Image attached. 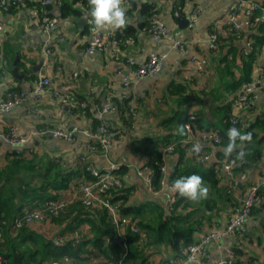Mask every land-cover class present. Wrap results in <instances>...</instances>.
Instances as JSON below:
<instances>
[{
	"label": "crops",
	"instance_id": "obj_1",
	"mask_svg": "<svg viewBox=\"0 0 264 264\" xmlns=\"http://www.w3.org/2000/svg\"><path fill=\"white\" fill-rule=\"evenodd\" d=\"M59 1L51 0L49 3L51 4L50 14L57 21L47 30L41 28L37 19L31 14L30 8L24 5L18 8L10 6L0 9V24L2 26L0 49L1 54L6 55L5 58L0 56V100L4 98L9 88L18 87L28 93L27 99L22 104L14 106L6 112H0V131L5 132L9 128H15L18 135L27 137L41 127L50 131L53 129L66 130L72 126L79 129L90 128L91 119L89 116L83 115L80 113L81 111L70 114L66 110V106L59 101L58 95L67 93L68 88H73L76 94L84 97L87 92L92 91L93 98L100 103L99 107L104 103V97L108 95L115 98V104H117L116 101L124 102L123 99H127L131 107H135L133 124L128 127L124 117L114 108L107 112L105 123L109 127L117 129L119 137L114 139L105 153H90L91 162L96 168L105 167L108 161L121 163V179L127 194L124 206L130 205L128 208L140 211L148 206L153 207V204L156 203L164 209L168 207L171 209L172 204L169 201L172 197L176 200V192H170L169 189L164 188L159 194H152L147 189L144 180L137 174L141 160L138 156L139 153L132 151L131 147L137 140L155 141L156 138L162 136V133L166 132L161 122L171 115L172 106L176 105V99H174L176 96L167 97L168 89L173 82L187 85L190 94L200 93L201 95L202 102L195 101L191 106L186 105L182 108L184 114L201 112L202 114L199 115L206 125L220 122L219 118L223 114L220 106H225L235 98L239 89L225 92L220 88L217 91L220 96L216 98L206 95L218 80L221 69V67L215 68L210 64L212 57L206 51L209 34L215 28L219 34L224 33V26L231 27L230 24L244 22L248 19L244 14L245 10L253 2L264 3V0H175L181 8L179 12L173 10L172 3H169L170 0H149L158 7L157 17L164 22L167 28L180 32L181 39L187 43L186 48L180 50L167 40L157 41L141 29H137V18L141 14L136 11L134 16L127 17L128 26H133L135 29V43H130L127 38L125 39L124 29L118 30L123 36L121 40L123 43L118 45L116 54L111 52L110 44L103 52H86L85 47L89 42L92 29L91 25L88 28V33H84V28L89 25L88 12L80 8L78 15L61 18L58 15ZM237 5H241L243 10L236 13ZM176 12L182 19H188L185 26H178ZM142 16L141 18L144 20L145 16ZM191 17H194L193 21ZM259 17L261 18L259 21L264 22V16L260 15ZM227 19H230L231 22L227 23ZM243 32L245 36L236 41V44L239 47L244 45L249 51L252 49L251 38L246 40V36H249L252 30L245 28L242 30ZM48 49L51 57L44 60L43 68L36 73L49 77L50 84L40 97L34 98L29 95L33 80L23 79L22 73H20L22 69H18L19 78L14 76L10 69L16 54L19 60L24 61L28 67L36 65L38 54L45 56V51ZM150 53L163 56L164 62L161 69L152 76L132 80L130 84L123 85L122 77L131 73L130 69L134 65H141ZM128 59L133 60V63H129ZM191 59L204 60L205 68L198 69L196 63ZM232 67L234 68L233 64H230L229 70L238 75L237 69ZM259 69H264V45L256 51L249 80L254 78ZM73 72L77 73L75 83L69 78ZM112 104L114 105V103ZM231 107L233 112V103ZM239 116L241 118L237 120L238 126L234 127L242 134L245 133L247 127H250L251 123L257 120L259 126L253 127L256 136L251 137L250 141L238 140L232 151L236 164L243 165L242 169L234 171V173L238 176L243 174L244 177L231 187L230 193L237 203L245 197L255 180L264 177V90L256 89L255 99L240 110ZM195 139L208 150L216 149L208 142ZM84 142V135L81 133L74 135L72 144L48 133L40 137L33 135L20 148L33 150L31 154L25 155V158L33 160L35 168L43 167L49 161H58L61 168L60 173L65 174L74 169L73 166L78 155L87 153ZM13 149L15 148L11 144L0 140V165L7 164L9 158L6 156L10 157ZM223 158L225 159L226 156ZM173 161L172 154L165 157L168 170ZM217 166L222 171L220 166ZM81 182L80 179H75L70 188L61 190V197H68L71 194L79 195ZM220 182L216 187L221 191V188L224 189L227 186L229 180ZM205 185L208 187L206 183ZM259 190L264 199V186H261ZM207 198L210 199V195ZM213 198H216V195ZM255 207L245 219L242 240L239 241L240 244H237L241 247H237L232 236L212 240L207 245L206 264H217L219 259H227L231 254L238 264H264V213L258 211L257 206ZM229 211L225 213L222 205L216 213L204 214L197 211L194 216L202 219L210 218L212 225L205 222L200 226L194 234L196 241L200 240L204 233L224 228ZM79 220L77 217L73 219V225ZM54 224L51 223L52 228L55 230L60 228ZM35 227L39 229L38 226ZM41 229L45 232L48 227L42 225ZM81 229L84 230L82 234L86 232L90 234L88 220L81 225ZM155 248L151 259L156 264H179L184 255L183 249L182 255L176 257L175 252L168 247L157 245ZM98 260L97 258L95 263H98Z\"/></svg>",
	"mask_w": 264,
	"mask_h": 264
},
{
	"label": "trees",
	"instance_id": "obj_2",
	"mask_svg": "<svg viewBox=\"0 0 264 264\" xmlns=\"http://www.w3.org/2000/svg\"><path fill=\"white\" fill-rule=\"evenodd\" d=\"M16 2V0H8V4L12 8H18L24 5L30 8V10H36L37 16L35 18L39 25L43 24L42 19L44 17H52L49 11L51 4H42L39 0H24L20 4ZM171 2L173 10H178L177 12H179L181 8L175 0H171ZM260 4L264 5L262 2ZM58 6V15L61 18L78 15L80 8L88 12L89 25L84 28V33H88L89 26L94 25L90 16L91 7L88 0H60ZM136 11L145 16L144 20L137 18L136 28L141 29V31L150 36L148 29L151 25V17L153 14L158 13V7H156L154 2H150L149 0H132L128 8H126L127 17L134 16ZM252 15L257 16L258 10H254ZM230 25L231 27L224 26V33L220 34L215 28L213 32L217 35L215 40L216 46L213 49L208 47L206 49L212 57L210 64L215 66V68L221 67L218 80L211 87L212 89L206 93V95L213 98L220 96L217 92L220 88L225 92L237 88L240 90L243 83L250 79L252 64L256 57L257 49L264 45V22L257 21L251 28L252 33L246 36V40L251 38L252 49L249 51L246 50L247 48L244 45L239 47L236 44V41L245 36V33H242L243 29L235 30L233 24ZM134 30L133 26L125 27V35H123L125 39L131 38L133 43H135ZM114 36L120 46L123 43L121 41L123 36L118 30L114 31ZM230 64H233L234 68L237 69L238 75L232 70H229ZM16 66L17 72L18 69H22L20 73H22L23 79L35 80L37 73L31 71L29 66L27 67L24 64V61L19 60ZM137 67L134 65L130 71H133ZM71 81L75 83L76 80L72 79ZM122 84L125 85L123 82ZM171 85L168 89V96L167 94L165 95V102L167 100L166 96L171 97L173 95L176 96L174 98L176 99V105L172 106L171 115L167 116L161 122L166 132L162 133V136L156 138L155 141H151L150 139L145 141L137 140L131 149L139 153L140 160L141 156L146 158V165L152 173V185L154 188L158 187V182L162 177H165L168 185H172V182L181 176L197 174L208 185V196L210 195V199L207 198L194 202L176 192L177 198L172 204L171 209L169 207L164 209L161 205L154 203L153 207L148 206L139 211L128 208L130 205L124 206L127 198L124 188L123 194H117L116 191H111L112 201H120V213L132 214L133 218L137 220L140 231L145 234L143 240L139 237V233L128 231L124 241L121 243L115 241L114 227L110 222L108 211L97 207H86L79 200L70 203L65 213H60L57 217L50 216L47 218V221L43 222L49 223L47 226L50 232L45 231L48 233L43 232L41 229L42 225H24L16 229L11 225L12 218L22 216L25 210L30 211L34 208L41 207L46 201L62 198L61 190L70 188L71 183L75 179H80L84 182L92 179V177L85 168V162L79 159L80 155L76 158L73 166L74 169L62 174L60 173L61 168L58 161H49L47 165L35 168L33 160L25 158V155L31 154L33 150L30 148H15L11 151L10 157L6 156L9 158L7 164L4 166L0 165V264H50L48 263L50 259L59 258L64 255L69 256L76 264H117L119 261L121 264H156L151 259L153 251L156 249L155 246L163 245L168 247L178 257L182 255V249L196 241L194 234L200 226L205 222L212 225L210 218L202 219L194 216L197 211H201L204 214L216 213L221 205L225 213L230 209L229 213L233 210L238 203L232 198L231 191L226 192L227 186L224 189L221 188V191L220 188L216 187L221 183L220 181L229 180V175L220 171L216 164L217 162H200L196 154L192 152L191 145L181 142L188 135L187 131L184 128V133L180 134L178 129L181 126L184 127V123L189 122L192 127L191 136L193 139L199 137L201 132L216 131L219 141L212 143V145L216 148L214 152L219 159L218 162L220 163L221 161H227L229 159L235 160L233 152L229 154L225 152V148L229 143L228 130L232 126H238V123L231 122V104L235 98L225 106H220L223 114L219 118L220 122L218 124L206 125L200 116L202 114L201 112L184 114L182 111L184 106H191L192 102H202L200 93L190 94L187 85L181 82H173ZM8 91L21 90L18 87H14L9 88ZM67 92L72 96L75 105L71 111L66 106V110L70 114L81 111L80 113L83 115L89 116L91 119V127L89 129L94 130L100 123L95 116L100 103L97 99L93 98L92 91L87 92L85 97L76 94L73 88H68ZM108 99L111 103H114L113 108L118 110L119 114L124 117L128 127L130 124L132 125L135 107H131L127 99H123L124 102L116 101L117 104H115V98L109 95L104 97L103 102ZM190 115H194L195 119L189 120ZM254 126H259L258 120L251 123L250 127L246 128L245 133H250L251 137L256 136V131H253ZM169 144H173L172 152L169 154H172L174 161L172 162L171 168L169 170L167 169L165 174H163L157 162H162V149ZM94 146V152H101L102 148L98 142ZM201 148L202 151L208 150V148L202 145ZM86 152V156L94 153L90 149H87ZM167 155L164 154V157ZM225 156L227 159L223 158ZM234 163L235 166L231 171L232 176L236 177L238 174L235 175L234 171L236 172L242 169L243 165L238 166L236 160ZM116 172H118L120 177L122 176V165ZM258 192L262 195L260 190ZM215 195L216 198H213ZM257 207V210L261 211L263 205ZM255 208L253 206L250 213ZM76 217L80 220L76 221L73 225V219ZM87 220L89 222L90 234L87 232L82 234L84 230L81 229V225ZM51 223H55L60 228L57 230L52 227L50 228ZM35 226H38L39 229ZM73 229H79L81 233V240L77 244L71 239H66L61 243L56 240L57 236L69 234ZM234 241L237 245V240L234 239ZM97 258L99 259L98 263H95ZM233 263L236 264L237 262L233 259Z\"/></svg>",
	"mask_w": 264,
	"mask_h": 264
},
{
	"label": "built area",
	"instance_id": "obj_3",
	"mask_svg": "<svg viewBox=\"0 0 264 264\" xmlns=\"http://www.w3.org/2000/svg\"><path fill=\"white\" fill-rule=\"evenodd\" d=\"M17 4L22 3L24 0H16ZM42 4H49L51 0H39ZM132 0H124V7L128 8ZM171 4V0L169 1ZM8 5V0H0V8H5ZM236 13L243 10L241 5L235 7ZM258 10L257 16H253V11ZM31 14L36 17L37 11L31 9ZM244 14L248 17L244 22L234 23L233 28L236 29H245L252 28V26L259 21L264 16V5L260 3L253 2ZM235 14L233 13V16ZM158 20V21H157ZM157 17V14H153L151 17V25L148 29V32L151 38L160 41L167 40L174 47L184 50L187 43L181 39V34L178 31H172L167 28L164 22ZM191 20H194V17H191ZM43 24L40 25L43 30H47L57 21L55 17H44L42 19ZM227 23H230L231 20L227 19ZM2 26L0 24V30ZM216 33L211 31L209 34V40L207 43L208 48H215ZM130 43H133L131 38H128ZM111 45V52L116 54L118 52V40L114 36V31L110 27L100 29L96 26H92L91 34L89 36V42L85 47V51L88 53L93 52H103L106 46ZM130 63H133V60L128 59ZM196 63L198 69L202 70L205 68V61L200 60L196 61L191 59ZM163 56H159L153 53H150L146 60L141 63L136 69L131 71V73L124 75L122 77V82L125 85L130 84L132 80H139L146 76H152L157 73L163 65ZM77 73L73 72L70 74V79H76ZM50 84V78L44 76L43 74H36V78L33 81L32 89L29 93L34 98L40 97L45 91L47 86ZM256 89L264 90V69H259L253 79L243 83L239 92L237 93L234 102H233V112H232V123H237V120L240 118V110L248 104L250 101L256 97ZM28 93L21 91H8L6 92L3 99L0 100V112H6L12 107L22 104L28 97ZM59 101L67 106L69 111L72 110V107L75 103L72 100V96L67 92L65 94L58 95ZM83 106V105H82ZM113 109V104L108 99L105 101L102 106L96 111L95 116L100 121L98 126L91 130L89 128L79 129L76 126L66 130L53 129L49 130L47 128L41 127L35 133H31L29 136L24 137L16 133L15 128H9L7 131H0V140L11 144L12 146L19 148L25 144L33 136H44L48 133H51L55 137L62 138L68 143L72 144L74 142L75 133H81L84 135V146L85 149H90L91 152L95 151L94 144L98 142L101 146V152L105 153L115 138L119 137V131L115 128H109L105 123V114ZM134 114V113H133ZM189 120H194L195 116L190 115ZM184 128L187 131L188 135L182 139L183 144H190L193 151V146L198 144L200 147L199 152H194L197 156V159L200 162H217L216 164L220 166L223 172L227 173L230 177L229 183L226 187V192L231 191V187L234 186L238 180L243 178V174H240L238 177L232 176V168L234 167V160L229 159L227 161L218 162L219 159L215 155L214 150L202 151L201 144L193 139L192 127L189 122L184 123ZM201 142L217 143L219 141L218 134L214 132H201L200 136L197 137ZM173 144L162 149L163 160L162 162H157L160 167V171L165 174L167 171V166L165 164L164 154H169L172 152ZM79 159L86 164V170L91 175L92 179L88 181H82L80 184V193L79 195H69L68 197L57 198L56 200L46 201L41 207L34 208L32 210H25L22 216H16L12 218L11 225L13 228H20L24 225L32 226L37 225L36 223H43L47 221L48 217L54 216L57 217L60 213H65L67 206L79 200L86 207H97L106 209L108 211V216L111 224L114 227L115 237L120 238L121 241H124L128 231L133 233H139V237L143 240L145 234L140 231L137 220L129 214H121L118 201H112L111 191L117 194H123V182L118 172H116L121 163L108 161L107 165L103 168H96L89 156L81 154ZM137 174L144 180L147 189L152 194H159L164 188L170 190V192H175L172 190L171 185L167 184L165 177H162L158 182V187L154 188L152 185V173L151 170L146 165V158L141 156V165L138 168ZM264 186V177L258 178L255 180L254 184L250 187L249 191L245 197L233 208L227 217V223L222 229H215L204 233L200 240L188 244L183 249V257L179 261V264H206V256L208 254L207 245L212 240L219 239L224 236H232L237 242L242 240L241 236L244 233V222L245 219L250 215L251 209L253 206L263 205L261 211L264 213V199L262 195L258 192L259 188ZM175 198L172 197L169 201L170 204H173ZM44 224V225H43ZM43 226H47V222L43 223ZM66 239L73 240L74 243H78L81 240V233L79 229H73L72 232L66 235H59L56 237L58 242H63ZM125 246V245H124ZM239 248L240 245H237ZM50 264H76L73 262L69 256L64 255L59 258H52L49 260ZM112 264V263H109ZM117 264H121L120 261ZM217 264H234L232 254L228 256L227 259H219Z\"/></svg>",
	"mask_w": 264,
	"mask_h": 264
},
{
	"label": "clouds",
	"instance_id": "obj_4",
	"mask_svg": "<svg viewBox=\"0 0 264 264\" xmlns=\"http://www.w3.org/2000/svg\"><path fill=\"white\" fill-rule=\"evenodd\" d=\"M91 7L90 16L94 26L104 29L110 27L113 31L121 30L128 26L129 21L124 7V0H88ZM180 134L184 133V127L178 129ZM229 143L225 148L226 153H231L236 147L237 140L250 141V133H241L237 128L232 127L228 130ZM198 144L193 146L194 152H199ZM171 188L179 195L186 197L194 202L207 199L209 188L205 185L200 175L192 174L181 176L172 182Z\"/></svg>",
	"mask_w": 264,
	"mask_h": 264
},
{
	"label": "water",
	"instance_id": "obj_5",
	"mask_svg": "<svg viewBox=\"0 0 264 264\" xmlns=\"http://www.w3.org/2000/svg\"><path fill=\"white\" fill-rule=\"evenodd\" d=\"M7 7H10V5L8 4ZM175 16H176V20H177V22H178V26H179V27H183V26H185V25L188 23V19H182V18L179 16V14H178L177 12L175 13ZM138 19H139V20L142 19L140 15L138 16ZM0 56L3 57V58L6 57V55L1 54V49H0ZM50 57H51L50 55H45V56H43L42 54H38V57H37V58H38V63H37L36 65H34V66H29V69H30L31 71H33L34 73H36L37 71H39V70H41V69L43 68L44 60H46L47 58L49 59ZM18 60H19V57H18V55L16 54V57H15V59L13 60V63H12V68L10 69V71H11V72L14 74V76H16L17 78L20 77V75H19L18 72H17V66H16ZM13 148H16V147L13 146ZM114 240H115V241H118V242H120V243L122 242L120 238H114Z\"/></svg>",
	"mask_w": 264,
	"mask_h": 264
},
{
	"label": "rangeland",
	"instance_id": "obj_6",
	"mask_svg": "<svg viewBox=\"0 0 264 264\" xmlns=\"http://www.w3.org/2000/svg\"><path fill=\"white\" fill-rule=\"evenodd\" d=\"M158 21V20H157ZM161 21V20H160ZM49 53H50V50L48 49V50H46L45 51V55H49ZM38 72V71H37ZM38 74V73H37ZM41 74V73H40ZM37 225H42L43 223H39V222H37L36 223ZM44 225V224H43ZM52 226L50 225V228H51ZM47 231H49V230H47ZM212 231V230H211Z\"/></svg>",
	"mask_w": 264,
	"mask_h": 264
},
{
	"label": "bare ground",
	"instance_id": "obj_7",
	"mask_svg": "<svg viewBox=\"0 0 264 264\" xmlns=\"http://www.w3.org/2000/svg\"><path fill=\"white\" fill-rule=\"evenodd\" d=\"M100 101V100H99Z\"/></svg>",
	"mask_w": 264,
	"mask_h": 264
}]
</instances>
